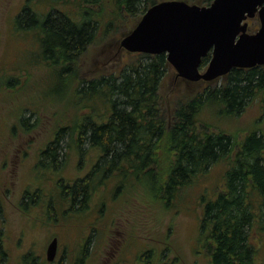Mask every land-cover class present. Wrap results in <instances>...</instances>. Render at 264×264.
Returning <instances> with one entry per match:
<instances>
[{
	"label": "rangeland",
	"instance_id": "1",
	"mask_svg": "<svg viewBox=\"0 0 264 264\" xmlns=\"http://www.w3.org/2000/svg\"><path fill=\"white\" fill-rule=\"evenodd\" d=\"M116 1L0 0V232L8 254L6 264H109L113 253L122 264H208L207 252L199 254L209 235L200 225L203 199L211 200L224 191L226 173L233 166L230 156L213 163L180 188L178 199L168 202L155 195L160 184L156 175L151 180V174L139 180L111 178L97 187L78 212L71 210L63 192L62 184L85 176L102 156L100 148L87 142L80 149L82 116L95 119L101 115V120L109 116L106 102L78 101V79L119 76L139 58V52L127 50L121 41L153 4L141 0L134 11L119 12ZM185 1L209 5L213 0ZM88 5L104 22L112 15L115 18L106 33L99 29L75 56L73 70L66 74L62 64L46 56L50 53L41 42L44 33L37 19H27L24 27L16 22L25 7L40 16L63 11L76 17ZM248 22L249 32L261 24L258 15ZM228 76L191 81L178 77L169 64L159 88L166 117L172 119L176 106L220 86ZM199 126L225 132L239 145L251 131L264 133V108L254 99L230 115L219 105L206 104ZM62 128L66 131L61 136L59 164L43 162L44 151ZM258 197L261 203L264 199ZM262 208L249 231L257 264H264V201ZM55 237L58 252L49 261L47 248ZM115 259L113 264L118 262Z\"/></svg>",
	"mask_w": 264,
	"mask_h": 264
},
{
	"label": "trees",
	"instance_id": "2",
	"mask_svg": "<svg viewBox=\"0 0 264 264\" xmlns=\"http://www.w3.org/2000/svg\"><path fill=\"white\" fill-rule=\"evenodd\" d=\"M87 1L93 4L98 0ZM140 2L117 0L116 5L119 12L134 11ZM30 11L25 7L16 18L17 24L24 27L27 19H37L36 24L44 33L41 42L50 53L46 56L57 65L62 64L63 74L73 70L75 56L83 52L99 29L106 33L115 18L112 15L104 22L103 16L96 14L90 5L78 11L76 17L59 10L45 16ZM137 54L139 58L129 63L119 76L78 79V101L106 102L109 116L106 120H101V115L95 119L82 116L78 132L80 149L87 142L100 148L102 156L88 174L62 184L64 194L81 209L91 192L111 178L128 180L131 176L139 180L140 176L151 174V180L156 175L160 184L155 195L168 202L174 197L178 199L180 188L188 186L213 163L230 156L233 166L226 173L224 191L211 200L203 199L204 228L209 232V240L216 244L215 264H257L249 231L263 211L264 200L259 203L256 198L264 199V133L251 131L237 145L235 138L225 132H210L205 126L201 130L199 114L206 104L219 105L224 113L236 114L254 99H259L264 108V65L233 68L220 86L180 103L169 119L162 110L159 94L170 64L167 54ZM209 59L210 54L202 59L201 67ZM65 131L59 130L44 151L43 162L58 163ZM7 255L0 232V264H6Z\"/></svg>",
	"mask_w": 264,
	"mask_h": 264
},
{
	"label": "water",
	"instance_id": "3",
	"mask_svg": "<svg viewBox=\"0 0 264 264\" xmlns=\"http://www.w3.org/2000/svg\"><path fill=\"white\" fill-rule=\"evenodd\" d=\"M260 26L249 32V18ZM121 45L131 52L166 53L177 76L212 81L233 68L264 65V0H213L209 5L162 0L150 6ZM210 54L204 71L202 59ZM58 238L47 248L54 261Z\"/></svg>",
	"mask_w": 264,
	"mask_h": 264
},
{
	"label": "flooded vegetation",
	"instance_id": "4",
	"mask_svg": "<svg viewBox=\"0 0 264 264\" xmlns=\"http://www.w3.org/2000/svg\"><path fill=\"white\" fill-rule=\"evenodd\" d=\"M48 164V163H47ZM96 164V163H95ZM94 164V165H95ZM94 165H93V167H94ZM92 167V168H93ZM92 168H91V170H92ZM90 170V171H91ZM86 174H88V172L86 173ZM85 174V175H86ZM83 177V176H82ZM81 178V177H80ZM96 191V190H95ZM94 192H91V195H90V197H89V200H90V198H91V196H92V194H93ZM69 203H70V205H71V207H72V209L71 210H75L76 212H78L79 210L80 211H82L81 209H78L79 208V205L77 204V203H73V201H72V199H70V201H69ZM202 220H201V222H200V225H201V228H202V230L204 231V211H203V217L201 218ZM93 230H95V229H93ZM207 239H208V242H206V245H205V243L202 245V248L200 249V252H199V254H203L204 252H207V255H209V257H210V259H209V261H208V264H215V261H214V258H213V249H214V247H216V244H214L211 240H209V236H207ZM58 242H59V239H58ZM203 242H204V240H203ZM205 245V246H204ZM204 246V247H203ZM113 255V257H111L112 258V260H111V262L109 263V264H113V259H115V255H116V253H113L112 254ZM115 260H118V262L116 263V264H122L121 262H120V260L119 259H115ZM22 262H23V260H22ZM164 264H168L167 262H165Z\"/></svg>",
	"mask_w": 264,
	"mask_h": 264
},
{
	"label": "bare ground",
	"instance_id": "5",
	"mask_svg": "<svg viewBox=\"0 0 264 264\" xmlns=\"http://www.w3.org/2000/svg\"><path fill=\"white\" fill-rule=\"evenodd\" d=\"M185 186V185H184ZM178 191V190H177Z\"/></svg>",
	"mask_w": 264,
	"mask_h": 264
}]
</instances>
